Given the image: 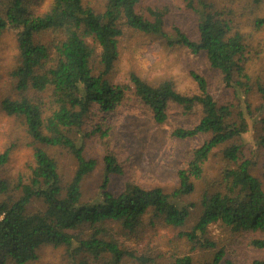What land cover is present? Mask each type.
<instances>
[{
  "label": "trees",
  "instance_id": "16d2710c",
  "mask_svg": "<svg viewBox=\"0 0 264 264\" xmlns=\"http://www.w3.org/2000/svg\"><path fill=\"white\" fill-rule=\"evenodd\" d=\"M186 1L192 6L193 0ZM102 2L103 10L97 12L84 0H52L44 13L37 14L26 0H0V36L8 28L16 30L18 50V65L11 73L15 97L0 99V113L22 121L33 160L26 182L0 180V264L32 263L42 246L64 248L66 264H194L187 254L169 256L128 247L127 242L137 241L147 225L179 230L191 251L217 248L207 237L209 227L216 224L233 233L264 234V164L260 179L252 175L253 163L233 143L249 131V106L235 114L229 105H219L198 75L192 76L197 86L192 95L180 94L170 81L151 85L134 74L128 84L109 80L118 57V39L130 30L177 44L193 55L205 54L226 87L236 93L249 89L251 80L241 65L246 51L242 34L228 15L207 0L192 6L198 17L194 40L178 29L174 35L165 31V9L148 8L145 16L138 11L141 0ZM262 26L264 18L255 21L256 28ZM49 35L54 40L44 43L41 39ZM255 86L263 101L258 109L264 111V83ZM131 96L151 111L159 125L167 120L171 105L183 113L199 106V123L192 129H177L173 136L208 139L189 153L187 169L178 173L179 185L173 193L128 184L114 195L109 191L110 178L120 174L121 167L107 155L98 197L85 202L82 183L97 164L85 158L83 139L91 134L103 138L107 132L100 121ZM94 120L98 131H88ZM259 123L264 130V117ZM256 145L264 148L263 135ZM220 146H226L222 154L227 162L222 184L214 193L201 196L200 216L184 231L195 205H184L180 199L194 192L193 180L202 178L210 154ZM54 149L65 150L76 162L67 184L48 153ZM8 159L6 150L0 155V169ZM35 202L42 208L33 210ZM251 246L264 251V238L252 240ZM224 257V251L217 250L210 264H233Z\"/></svg>",
  "mask_w": 264,
  "mask_h": 264
},
{
  "label": "rangeland",
  "instance_id": "374dc122",
  "mask_svg": "<svg viewBox=\"0 0 264 264\" xmlns=\"http://www.w3.org/2000/svg\"><path fill=\"white\" fill-rule=\"evenodd\" d=\"M30 9L37 14L44 13L52 0H26ZM193 0V7H197ZM215 9L224 12L239 31L246 45L241 65L251 80L249 89L235 92L221 80L219 73L208 65L205 54L193 55L177 44H168L155 36L143 35L125 30L118 39V57L109 80L113 84H128L129 76L134 74L146 83L154 85L170 81L180 94H196L197 86L192 76L202 77L208 84L210 94L219 105H229L235 114L250 107L246 114L249 131L233 143L241 147L244 158L253 163L252 175L261 178L264 164V148L256 145L257 137L264 136L259 120L264 111L258 108L263 101L256 90L255 83H264V26L255 27V21L264 18V3L255 5L251 0H207ZM84 4L97 12L103 10L102 0H84ZM186 0H141L138 11L147 16L146 10L165 9V31L174 35V29L180 30L194 40L197 34V15ZM49 43L54 38L41 39ZM18 65L16 30L6 29L0 36V99L15 97V82L12 71ZM46 98V95L42 98ZM167 120L156 124L151 111L134 97L125 100L111 115L100 121L105 136L91 134L83 139L84 156L96 161L95 170L82 183L83 201L96 199L104 175V158H115L121 173L110 178L109 191L120 194L126 185L134 184L145 190L161 189L166 194L173 193L179 185L178 173L187 169L189 153L199 148L208 136H198L179 140L173 136L177 129H192L202 117L201 108L196 106L191 112L183 113L177 106L171 105ZM98 119V117H97ZM96 120L88 124V131H98ZM98 126V125H97ZM23 123L15 117L0 113V155L9 150L7 164L0 169V180L15 184L19 178L24 182L32 166V150L29 146ZM230 142L229 144H231ZM220 146L212 151L204 165L202 178L193 180L194 192L180 199L184 205H195L184 231H189L200 216L199 202L204 193H214L222 184V172L227 166ZM48 153L55 159L58 173L67 184L76 169V162L65 150L54 149ZM264 189V182H263ZM41 209L35 202L32 209ZM148 222V218H146ZM179 230H170L162 226L152 228L147 225L138 235L137 241L127 242L128 247L137 251H160L169 256L190 255L194 264H210L217 250L225 253L224 261L233 264H252L254 260H264V251L256 250L251 241L264 238L260 233H233L220 224L208 229L207 237L216 245V249H203L187 245L178 235ZM64 248L42 246L37 252L36 261L29 264H66Z\"/></svg>",
  "mask_w": 264,
  "mask_h": 264
}]
</instances>
